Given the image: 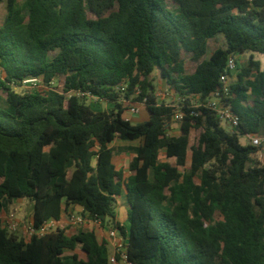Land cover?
I'll list each match as a JSON object with an SVG mask.
<instances>
[{
    "label": "trees",
    "instance_id": "1",
    "mask_svg": "<svg viewBox=\"0 0 264 264\" xmlns=\"http://www.w3.org/2000/svg\"><path fill=\"white\" fill-rule=\"evenodd\" d=\"M3 2L0 264H109L93 227L29 240L9 231L1 216L18 199L32 203L34 227L75 211L118 230L128 264H264V161L238 138L264 134V65L254 60L264 57V0ZM216 35L223 46L206 58ZM231 56L247 62L233 80L228 72L223 96ZM153 72L173 102L155 96ZM27 79L39 85L23 88ZM215 93L237 117L230 131L205 105ZM136 103L147 119L132 123L124 115ZM116 139L136 142L122 148L127 174L113 164Z\"/></svg>",
    "mask_w": 264,
    "mask_h": 264
},
{
    "label": "built area",
    "instance_id": "2",
    "mask_svg": "<svg viewBox=\"0 0 264 264\" xmlns=\"http://www.w3.org/2000/svg\"><path fill=\"white\" fill-rule=\"evenodd\" d=\"M236 56H231L226 62V71L220 75L219 81L222 84V95L227 96L229 92V77L228 72H234L236 67ZM39 85L37 79H27L23 81V88L34 89ZM124 90V86L121 88ZM169 92V91H168ZM171 93V92H170ZM208 108L213 110L221 122H225L230 126L231 129L237 126V117L230 111L229 106L225 105L222 101V97L219 93L208 99L206 104ZM143 107V103H136L128 107L127 112L130 115L136 114L139 111V107ZM181 112L179 110H174L172 115V121L177 122L181 120ZM247 139L249 144L256 147L260 152H264V134L262 135H248ZM66 225L70 227L75 226H89L93 227L94 231L101 229L100 222L98 220L85 219L78 214L67 215ZM3 224L11 232L20 231L21 237L24 240H29L32 236H44L51 232H54L60 226L59 221L48 220L40 224L38 227H34L30 220L22 222L16 218L13 213L7 214L2 219ZM67 232V230H66ZM109 247L111 248V256L109 258V264H128L126 261V239L120 234V232L114 228L105 229L104 238ZM119 257V260L116 259Z\"/></svg>",
    "mask_w": 264,
    "mask_h": 264
},
{
    "label": "rangeland",
    "instance_id": "3",
    "mask_svg": "<svg viewBox=\"0 0 264 264\" xmlns=\"http://www.w3.org/2000/svg\"><path fill=\"white\" fill-rule=\"evenodd\" d=\"M4 15H5V3L3 2L0 6V24L2 23L3 21V18H4ZM223 46V38L221 35H216L214 38L210 39L208 41V45H207V54H206V58H208L210 56V54L212 53L213 50H215L216 48L218 47H222ZM254 60L255 61H259L261 63V65H264V57L260 56V55H257L255 54L254 55ZM246 62H247V57L246 56H243L242 59L240 61H237L236 63V67L237 68H242L243 66L246 65ZM194 67H195V64L193 62H191L188 58L186 59V62H185V69H186V73H191L193 70H194ZM237 73V71L233 72V78H231V80H233L235 78V74ZM149 80L151 82V84L154 86V91H155V96L158 98V100H165L166 102L168 103H171L174 101V98L173 96L171 95L170 92H168V89H167V86L165 84V82L163 80H161L159 77H158V74L157 72H153L150 77H149ZM27 89H30V88H27ZM19 90V89H18ZM90 105L92 106V109L93 110H99V109H105V103L104 102H101L97 99H90ZM147 113L146 111H143V107H139V111L138 113L136 114H133V115H130L128 112H125V117H128L134 121L137 122H142L143 121V117H146ZM221 125L223 127H225L226 123L225 122H221ZM177 125L174 124L173 127H176ZM173 136L178 134L177 132L175 133H171ZM194 136H195V132L194 131H191V134H190V142L193 141L194 139ZM239 142L240 144L242 145H247L249 144V141L247 139L246 136L244 135H240L239 137ZM134 145L136 144V142H126V141H120V140H115L113 141L112 143V147L114 149V153H115V158L116 159H121V158H124L126 154H128V152H126L124 149H122L123 147H125L126 145ZM260 161H264V152H260L258 154V157H257ZM189 162H190V153L188 152L187 154V158H186V166H189ZM182 170V169H181ZM24 202V205H23V211H18L17 208H18V204H13L10 208H9V211L8 213H3L2 214V219L9 213H13L16 218H18V213H23L24 211L26 212V215L24 217H22V219H20L21 221L23 222H26L29 220V216H30V213L32 212V208H33V205L31 202H29L27 199H24L23 200ZM118 204L122 206V210H121V214H119L122 219H126V214H125V200H124V197L122 196L121 199L119 198L118 199ZM117 204V205H118ZM72 214H77V212L73 211ZM67 215L65 216V218L67 219ZM125 224H126V221H125ZM64 227L66 230H67V233L70 235V234H74L76 232V230L78 229H81L83 228V226H75V227H70L68 225H64L62 226ZM100 231H102V228L99 230L98 233H100ZM101 236V235H100ZM77 253L82 256V253L80 251H77ZM122 264V263H120Z\"/></svg>",
    "mask_w": 264,
    "mask_h": 264
},
{
    "label": "crops",
    "instance_id": "4",
    "mask_svg": "<svg viewBox=\"0 0 264 264\" xmlns=\"http://www.w3.org/2000/svg\"><path fill=\"white\" fill-rule=\"evenodd\" d=\"M242 57L243 56H239L238 58H237V61H240L241 59H242ZM171 95H172V93H171ZM107 105H105V107H106ZM143 111H145V109L143 108ZM124 118L125 119H127V120H130L132 123H136V121H134V120H132V119H130V118H128V117H125L124 116ZM147 119V115H146V117H143V121H145ZM225 128H226V130L227 131H230L231 130V128H230V126L228 125V124H226L225 125ZM170 132L171 133H175V132H177L178 134H176V135H174V136H178L179 135V129L177 128V127H172L170 130H169V134H170ZM172 135V134H171ZM173 136V135H172ZM115 141V140H114ZM130 145V144H129ZM128 144L126 145V146H129ZM130 153H128V154H126L125 155V157L124 158H121V159H116L115 157V153L113 154V158H112V160H113V164L116 166V168L117 169H122L123 171H124V173L125 174H127V166H128V159H129V157H130ZM120 199H121V197H119ZM119 198H117V200H116V202H117V204H118V199ZM23 200L24 199H18V200H15L14 202H13V204H18V208H17V210L18 211H23V205H24V202H23ZM126 209H127V205H125V214H126ZM77 210V209H76ZM121 210H122V206H121V204L119 205H117V215H116V218H117V220L120 222V224L121 225H124L125 224V221H126V219H122V217L119 215V214H121ZM26 215V212L24 211L23 213H18V220H20V219H22V217H24ZM65 216H66V214L65 213H63L62 214V216H61V219L59 220V223H60V226L62 227V226H64V225H66V221H67V219L65 218ZM30 217H31V213H30V216H29V219H30ZM21 221V220H20ZM105 229L106 228H102V231H100V233H98L99 232V230L98 231H95V233H96V235L98 236V237H100V238H104V236H105ZM101 235V236H100Z\"/></svg>",
    "mask_w": 264,
    "mask_h": 264
}]
</instances>
